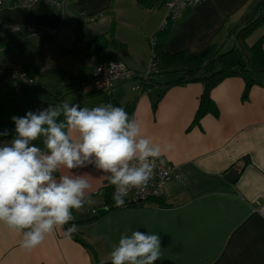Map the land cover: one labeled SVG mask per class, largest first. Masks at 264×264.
<instances>
[{
  "label": "crops",
  "instance_id": "0c3cea01",
  "mask_svg": "<svg viewBox=\"0 0 264 264\" xmlns=\"http://www.w3.org/2000/svg\"><path fill=\"white\" fill-rule=\"evenodd\" d=\"M22 1L9 0L1 9L0 60L35 70L40 92L24 87L25 92L49 103L102 105L108 95L89 94L85 86L99 58L76 53L74 28H81L86 42L105 37L118 43L106 51L124 62L131 75L116 82L110 96L131 106L129 116L141 122L143 135L172 145L162 159L174 173L159 199L110 208L104 197L111 187L106 176L92 166L74 170L95 193V203L74 214L80 240L57 229L27 252L20 246L21 235L0 224V264L111 262L112 247L133 230L159 236L161 256L154 264H264V219L256 212L264 203V73L251 78L247 92L241 76L219 81L209 92L217 114L206 113L193 123L204 86L166 84L181 76L170 69L179 65L158 69L146 89L133 88L135 78L147 70L150 41L161 32L167 1L68 0L63 15L46 3L24 6ZM254 1L205 0L184 6L181 18L161 36V53L201 56L212 45L221 53L230 50L237 45L233 31ZM85 16L96 20L84 24ZM254 31L252 41L247 42L250 34L244 43L249 47L264 37V24ZM231 171L237 172L233 181L228 180ZM61 173L71 174L67 169ZM102 208L106 211L99 216Z\"/></svg>",
  "mask_w": 264,
  "mask_h": 264
},
{
  "label": "clouds",
  "instance_id": "9594fccd",
  "mask_svg": "<svg viewBox=\"0 0 264 264\" xmlns=\"http://www.w3.org/2000/svg\"><path fill=\"white\" fill-rule=\"evenodd\" d=\"M11 119L15 135L0 143V224L21 235L27 252L57 229L69 239L79 231L74 212L93 205L95 193L74 170L92 166L104 174L115 188V206L122 207L131 190L147 187L172 149L147 138L135 116L112 104L88 108L64 101ZM160 256L159 236L138 230L125 231L110 252L111 264H154Z\"/></svg>",
  "mask_w": 264,
  "mask_h": 264
},
{
  "label": "trees",
  "instance_id": "16d2710c",
  "mask_svg": "<svg viewBox=\"0 0 264 264\" xmlns=\"http://www.w3.org/2000/svg\"><path fill=\"white\" fill-rule=\"evenodd\" d=\"M138 3L142 5H147L146 0H137ZM163 3L167 0H161ZM83 18L81 21L83 23ZM264 24V0H255L246 11L245 15L242 16L239 22V28L235 32L236 46L232 47L227 51H220L216 45H212L208 50L201 56H191L184 55V53H177L174 55H163L161 53V36L165 33V30L159 32L156 38L155 45L153 47L152 55L154 60L157 61L158 69L168 68L167 66H172L171 64L179 65L178 67H170L171 72L180 73L181 76L177 78L174 82L166 83L168 85H183L191 82H199L204 86L203 94H201L200 105L196 113L193 123H198L200 117L206 113L217 114V108L215 104L211 101L209 97L210 89L215 86L219 81L231 76H241L246 82L245 92L248 91V88L253 83V80L250 78L251 73H264V48H262V42H264V37L260 38L252 46H247L245 43L246 38L258 29L259 26ZM75 34V45L78 46V49L75 50L78 54H86L89 58L91 55H95L99 59L97 62L106 59L105 61L110 60H119L117 57H114L112 53H108L106 49L108 47H118V43L114 41H107L105 37H99L92 41H84L82 38V31L79 26L74 28ZM80 46V47H79ZM180 63V64H179ZM29 74V77L35 78V70L30 66L25 65ZM168 69V70H170ZM155 73L154 75L158 74ZM149 78L148 86L144 85V89L153 85V76ZM17 84V83H16ZM19 86L32 87L37 86V79L35 84H25L20 83ZM13 85V84H12ZM13 85V90H14ZM244 92V93H245ZM101 93L97 91H90L89 94ZM111 95V94H110ZM108 95L105 98L103 104H112L113 106L123 107L128 114L131 112V106H121L115 101L112 100L111 96ZM245 96V95H244ZM46 101L41 98H36L33 96H27L25 94H20L15 91L1 92L0 93V133L7 131L8 135H0V141L10 140L15 135V124L11 119L13 116L24 117L27 112L31 111L37 113L48 107L49 104H59L58 100ZM105 203L111 207L115 206L113 201V193L111 188L107 189L105 193ZM159 198L149 199L142 204H145L149 201L157 200ZM125 205H134L141 204L135 202H129L125 199ZM141 204V205H142ZM75 214V212H74ZM78 224L77 222H72ZM68 225L65 226L67 228ZM72 237L77 240H80V233L77 232ZM99 264H111V262L99 263Z\"/></svg>",
  "mask_w": 264,
  "mask_h": 264
},
{
  "label": "built area",
  "instance_id": "2783aa9c",
  "mask_svg": "<svg viewBox=\"0 0 264 264\" xmlns=\"http://www.w3.org/2000/svg\"><path fill=\"white\" fill-rule=\"evenodd\" d=\"M68 0H23L19 4L24 6H32L37 2H43L49 6L55 8L60 14L63 15L65 7ZM205 0H167L166 2V15L161 21L160 31L165 30L169 23H174L181 18V9L184 6H194ZM9 0H0V13L1 9ZM1 16V14H0ZM84 24L88 22H93L96 20L95 16H85L82 17ZM3 26L2 19L0 17V32ZM157 36H154L151 41V49L155 45ZM3 51L0 44V53ZM1 55V54H0ZM158 71L157 61L154 60L151 53V57L148 62L147 70L141 75L137 76L133 81L134 89H144V85L148 86L150 76L154 75ZM131 71L127 68L124 62L120 60H110L107 62H96L92 64V72L90 74L89 80L86 82L85 86L88 91H97L106 95H110L114 89L116 82H125L130 78ZM6 81L11 82L15 87L14 91L17 92L19 82L25 84H35L36 79L29 77L27 68L24 64L18 62H5L0 60V82ZM17 83V84H16ZM165 160V159H164ZM174 173V167L169 165L166 161L163 165H160L157 162L156 168L154 169L153 175L149 180V183L146 188L143 190L133 189L129 192L128 196L125 197L129 202L143 203L149 199L161 197L166 181ZM112 193L114 194V186L110 187ZM256 212L259 216L264 219V203L256 209Z\"/></svg>",
  "mask_w": 264,
  "mask_h": 264
},
{
  "label": "rangeland",
  "instance_id": "374dc122",
  "mask_svg": "<svg viewBox=\"0 0 264 264\" xmlns=\"http://www.w3.org/2000/svg\"><path fill=\"white\" fill-rule=\"evenodd\" d=\"M255 32V31H254ZM254 32H252L251 33V35H250V37L247 39V42H250V41H252V38H253V33ZM225 50H227V49H224V51ZM255 75H256V73H251L249 76H250V78H254L255 77ZM13 85H12V83L11 82H6V81H1L0 82V93L1 92H8V89H10L11 87H12ZM21 87V89H20V94H25V95H27V96H31V95H29V94H27L26 92H25V88H24V86H20ZM19 87V88H20ZM39 86H32V87H29V88H27L26 90H28V89H30V90H35V91H38L39 90ZM39 92H40V90H39ZM36 96V95H35ZM45 96V95H44ZM47 96H49V95H47ZM50 97V96H49ZM53 106V105H52ZM49 107V106H48ZM47 107V108H48Z\"/></svg>",
  "mask_w": 264,
  "mask_h": 264
},
{
  "label": "water",
  "instance_id": "95a60500",
  "mask_svg": "<svg viewBox=\"0 0 264 264\" xmlns=\"http://www.w3.org/2000/svg\"><path fill=\"white\" fill-rule=\"evenodd\" d=\"M236 177H237V172L236 171H231L230 173H229V179L228 180H231V181H233L234 179H236ZM105 211L106 210H104V208H102V209H98V211H97V214L99 215V216H101V215H103L104 213H105Z\"/></svg>",
  "mask_w": 264,
  "mask_h": 264
}]
</instances>
